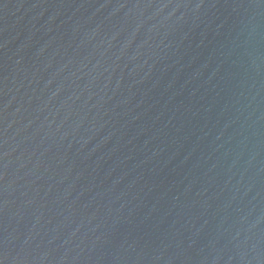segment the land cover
Masks as SVG:
<instances>
[{"label": "water", "instance_id": "95a60500", "mask_svg": "<svg viewBox=\"0 0 264 264\" xmlns=\"http://www.w3.org/2000/svg\"><path fill=\"white\" fill-rule=\"evenodd\" d=\"M0 264H264V0H0Z\"/></svg>", "mask_w": 264, "mask_h": 264}]
</instances>
